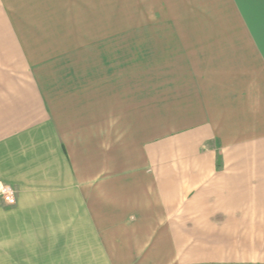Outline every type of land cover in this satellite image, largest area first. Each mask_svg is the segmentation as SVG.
<instances>
[{"label":"crops","instance_id":"crops-1","mask_svg":"<svg viewBox=\"0 0 264 264\" xmlns=\"http://www.w3.org/2000/svg\"><path fill=\"white\" fill-rule=\"evenodd\" d=\"M0 264H264V0H0Z\"/></svg>","mask_w":264,"mask_h":264},{"label":"built area","instance_id":"built-area-1","mask_svg":"<svg viewBox=\"0 0 264 264\" xmlns=\"http://www.w3.org/2000/svg\"><path fill=\"white\" fill-rule=\"evenodd\" d=\"M9 192H11L9 187L0 184V195H5Z\"/></svg>","mask_w":264,"mask_h":264}]
</instances>
